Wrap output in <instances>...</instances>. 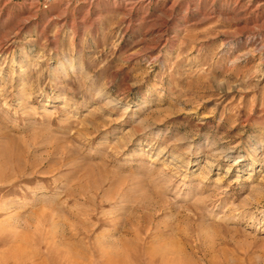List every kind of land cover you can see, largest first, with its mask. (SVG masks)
Listing matches in <instances>:
<instances>
[{
    "label": "rangeland",
    "instance_id": "374dc122",
    "mask_svg": "<svg viewBox=\"0 0 264 264\" xmlns=\"http://www.w3.org/2000/svg\"><path fill=\"white\" fill-rule=\"evenodd\" d=\"M0 264H264V0H0Z\"/></svg>",
    "mask_w": 264,
    "mask_h": 264
},
{
    "label": "built area",
    "instance_id": "2783aa9c",
    "mask_svg": "<svg viewBox=\"0 0 264 264\" xmlns=\"http://www.w3.org/2000/svg\"><path fill=\"white\" fill-rule=\"evenodd\" d=\"M53 0H38L39 4L42 5V7H47Z\"/></svg>",
    "mask_w": 264,
    "mask_h": 264
}]
</instances>
